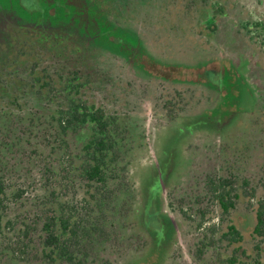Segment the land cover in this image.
<instances>
[{"label": "trees", "instance_id": "16d2710c", "mask_svg": "<svg viewBox=\"0 0 264 264\" xmlns=\"http://www.w3.org/2000/svg\"><path fill=\"white\" fill-rule=\"evenodd\" d=\"M41 1L39 6L29 9L30 18L35 22L19 24L15 20L13 23L0 19V264H118L125 253L121 247L127 242L133 244L138 238L135 227L129 225L133 219L138 228L150 235L153 241L150 243L164 251L172 242L175 229L172 218L158 212L162 202L160 189L142 188L140 204L133 205L129 188L131 180L127 175L131 162V142L126 129L129 119H124L115 109L109 112L95 95L98 91L110 92V78L106 74L98 84L92 82L91 71H85L80 62L84 48L71 44L70 38L63 40L62 47L70 54L77 52V66L68 65L54 56L50 42H57L58 37H52L50 32H56L60 27L63 32L69 29L74 6L70 0H61V4L56 0ZM14 2L11 7L20 10L19 0ZM218 2L182 0L180 3L184 9L191 8L199 15L204 14V29L209 36H214L217 30L219 32L218 19L223 12L221 4L214 5ZM113 3L122 6L118 0H110L109 6L113 7ZM86 9L83 7V12ZM21 10L27 11L26 8ZM3 11L0 7V16ZM19 16L22 15L18 13L14 18L23 19ZM40 16L55 20L45 26L50 32L40 26ZM99 19L106 22L107 18ZM17 26L26 28L28 33H19ZM253 27L260 28L258 22L249 23L248 29ZM24 33L28 35L24 36ZM138 33L137 29L136 35L131 37L132 43L124 45L127 50L123 63L133 75L138 70L132 68L131 51L143 48L144 35ZM40 37L46 39V45ZM129 37L120 39L109 35L108 39L113 44H124ZM219 50L218 46V56ZM46 54L51 56L44 60ZM207 67L201 68L203 75L199 80L202 83L209 82L211 77H206ZM261 82L264 86V78ZM129 83L130 87L134 85L132 81ZM174 83L180 85L184 82L175 80ZM144 91L137 90V94L143 96ZM261 93L239 122L250 129L243 136L252 140L248 141L251 144L249 149H245L248 148L245 138L230 131L235 122L232 114L224 116L221 121L211 120L218 123L216 151L219 155L227 154V157L223 164L225 174H206L208 180L203 190L217 206L218 221L209 225L211 227L203 234L201 240L205 243H196L195 254L202 257L207 252L210 264H263L258 253L255 258L245 255V251L238 254L243 235L232 222L227 224L226 230H221L222 221L238 201L256 196V188L251 186L248 176L236 170L232 162L237 161L235 154L238 152H253L256 148L264 151V92ZM176 95L179 99L176 102L169 99L168 109L179 117L175 106L182 102L183 94ZM188 127L184 126L186 131L179 132L187 136L206 129L200 128L199 124L194 131H188ZM144 134L145 131L137 135L134 132L132 136L142 142ZM240 146L243 151L238 150ZM232 150H235L233 156L236 157L233 159L229 157ZM123 209L126 214L122 216L120 211ZM180 212L188 217L183 208ZM206 213L200 206L195 208L196 217L192 220L196 226H202L213 217ZM147 215L157 216V221L148 222L150 228H158L156 231L143 227ZM166 231V236L158 237ZM251 236L253 248L264 252L263 197L256 201ZM126 264H139V261L135 257Z\"/></svg>", "mask_w": 264, "mask_h": 264}, {"label": "rangeland", "instance_id": "374dc122", "mask_svg": "<svg viewBox=\"0 0 264 264\" xmlns=\"http://www.w3.org/2000/svg\"><path fill=\"white\" fill-rule=\"evenodd\" d=\"M40 1L19 0L21 9H27L23 12L11 7L12 3H15L14 0H0V7L5 10L0 19L13 23L15 20L19 24L33 22L29 9L39 6ZM60 1L56 0L58 4H61ZM70 1L74 11L69 19V29L65 32L61 27L56 32L45 28L49 21H55L51 17L40 16L41 22L37 21L52 37H58L57 42L50 44L54 56H58L60 61L77 66V52L70 54L62 47L63 40L70 38L73 42L71 44L84 48V57L80 62L85 66V71H91L89 75L92 76V82L98 84L106 74L109 76L108 87L112 91L107 90L108 94L98 91L95 95L109 112L115 109L124 119H129L130 124L126 129L128 141L131 142L132 157L130 156L127 175L131 180L129 188L133 205L140 204L142 188L148 186L151 190L155 189L160 182L157 174L167 175L160 207L163 213H168L173 220L175 231L172 242L164 251L158 250L150 243L153 242L150 235L138 228L134 219L133 222L130 220L129 225L135 227L138 238L133 240V244L127 242L121 247L122 253H125L118 264H126L135 257L139 264H210L207 252L202 257L196 256V243L202 244L201 238L211 227L209 225L217 223V206L210 195L200 194L201 185L196 181L206 174H225L223 164L227 154L219 155L216 151L218 123H212L211 120H224V116L227 117L230 113L235 121L230 131L235 132V136L245 138L243 136L250 131L239 122L246 111L251 110L254 100L264 92L261 82L264 78V0H219L214 5L221 4L223 12L218 19L219 32L217 30L214 36H209L204 29V14L199 15L191 8L184 9L180 3L182 0H118V3L122 4L120 7L114 3L113 7H110V0ZM83 7L87 8L86 12H83ZM18 13L23 19L14 18ZM104 16L107 18L106 22H101L99 18ZM253 22H258L260 28L248 29L249 23ZM16 29L19 33L27 32L26 28L20 26ZM137 29L138 34L144 37L143 48L131 51L132 68L138 70H135L133 75L131 69L128 70V65L123 63L127 50L124 45L132 43L131 37L136 35ZM40 33L44 35L43 32ZM40 33L36 34L39 36ZM25 35L28 34L24 33ZM109 35L120 39L130 37L124 44H113L108 39ZM42 40L43 45H46V39L40 37L41 42ZM14 53L15 51H12V54ZM110 54L116 55L117 58L111 57ZM50 56L46 54L43 58L46 60ZM50 61L53 60L50 58ZM18 62L20 63L19 60ZM206 66V77H211L209 82L205 80L202 83L199 80L203 75L201 68ZM240 76L243 79L236 83ZM175 80L183 81L184 85L174 83ZM130 81L134 84L131 87ZM141 89L145 90L143 96L137 94V90ZM177 93L183 94L182 102L175 106L179 117H175L177 114L172 115L173 112L168 109L169 99L173 102L179 99L178 95L174 96ZM198 124L200 128L206 127L202 133L186 136L185 133L179 132L186 131L183 128L187 125L188 131H194ZM133 131L136 135L145 131V139L138 142L135 136H132ZM244 141L248 147L245 149H249L251 144L248 141L251 142V138L246 137ZM241 147L243 146L238 150L243 151ZM255 150L243 151L242 154L236 152L237 161L232 163H235V169L242 175L248 176L251 186L256 188V196L238 201L225 218L228 220L222 221L221 230H226L227 224L232 222L243 235L238 254L245 251V255L255 258L258 253L260 261L264 264V252L253 248L254 240L251 236L257 198L263 197L264 200V151L260 148ZM234 153L235 150L230 151L231 159L235 156ZM153 165L157 172H154ZM195 194L198 195L193 197ZM193 201L199 204L200 209L207 211L206 215H213L200 227L192 220L196 217L195 209L191 208ZM180 208L191 218L183 216ZM120 212L121 215L126 214L124 209ZM156 215H147L148 220L142 222L144 226L140 225L156 231L158 228H150L148 223L152 219L155 222ZM167 234L166 231L158 237L163 238L162 236ZM202 242L205 243V240Z\"/></svg>", "mask_w": 264, "mask_h": 264}, {"label": "flooded vegetation", "instance_id": "af4514ba", "mask_svg": "<svg viewBox=\"0 0 264 264\" xmlns=\"http://www.w3.org/2000/svg\"><path fill=\"white\" fill-rule=\"evenodd\" d=\"M157 172V170H156ZM166 176L167 175H161V174H157V178H159V181L157 183V186L155 187V189H157L159 187V193L161 194V197L163 198L164 197V184H165V181H166ZM208 180V177L207 175H205L202 179L196 181V182H200V188H199V192L200 194H203V195H208L205 191H203L204 189H206V181ZM202 191V193H201ZM198 194H195L193 197L197 196ZM201 195V196H203ZM211 200L213 201L212 197H210ZM160 200V197L158 198ZM194 202V201H193ZM197 206H199V204L197 202H194V204L192 205V210H194ZM160 214H164L163 211L161 209H159L158 211ZM167 215H169L168 213H166ZM170 216V215H169ZM173 227L175 229V226H174V223H173Z\"/></svg>", "mask_w": 264, "mask_h": 264}]
</instances>
